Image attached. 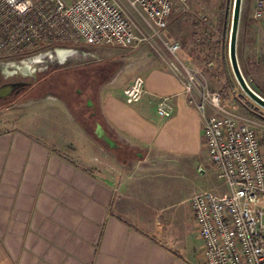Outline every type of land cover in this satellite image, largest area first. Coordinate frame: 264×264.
<instances>
[{"label":"rangeland","instance_id":"374dc122","mask_svg":"<svg viewBox=\"0 0 264 264\" xmlns=\"http://www.w3.org/2000/svg\"><path fill=\"white\" fill-rule=\"evenodd\" d=\"M119 1L129 18L149 37L142 48L151 57L162 54L182 69L177 56L187 66L200 71L199 89L204 86L210 92L219 91L221 101L229 108L264 117V107L242 90L230 66L228 31L232 0H186L173 7L165 25L157 32L148 29L124 0ZM253 8L254 0H241L236 54L247 82L264 96V15L254 16ZM169 41L178 42L175 54L165 46ZM60 48L67 50L61 54ZM44 50L47 55L24 58L0 51V86L11 83L10 89L0 94V130L20 127L38 134L47 133L54 143L64 146V153L68 150L70 153L66 154L76 161L110 179L123 192L122 200L128 209L130 206L132 214L151 215L162 229L161 238L191 263L201 264L200 241L189 196L200 189L224 186L203 145L173 157L148 154L139 160L132 159L129 164L133 167L112 169L117 164L114 156L122 158L126 151L107 147L106 140L96 132L95 120L102 119L100 90L116 84L111 82L113 73L99 83L93 69L104 58L115 56L122 63L129 49L80 42L52 44ZM24 59H29L32 65L27 71L17 68L5 72L1 67L3 63ZM77 65L81 67L71 69ZM78 87L81 93H76ZM86 96L91 97L86 101L92 105L85 104Z\"/></svg>","mask_w":264,"mask_h":264},{"label":"crops","instance_id":"0c3cea01","mask_svg":"<svg viewBox=\"0 0 264 264\" xmlns=\"http://www.w3.org/2000/svg\"><path fill=\"white\" fill-rule=\"evenodd\" d=\"M126 48L122 63L112 57L116 85L99 93L108 128L121 142L143 149L137 160L197 150L201 120L187 102L182 69L149 64ZM139 72L145 92L127 102L122 89ZM159 95L173 105L167 116L155 110ZM63 147L47 133L0 130V264H193L161 238L151 215L132 214L110 179ZM129 167L117 163L112 169Z\"/></svg>","mask_w":264,"mask_h":264},{"label":"built area","instance_id":"2783aa9c","mask_svg":"<svg viewBox=\"0 0 264 264\" xmlns=\"http://www.w3.org/2000/svg\"><path fill=\"white\" fill-rule=\"evenodd\" d=\"M124 1L157 32L173 7L186 0ZM253 14L264 15V0H254ZM145 41L149 37L119 0H0V51L6 55L44 56L48 45L81 42L128 47L149 64L172 66L162 54L151 57L142 48ZM165 46L172 54L179 48L177 41ZM176 58L187 102L200 115L202 145L224 183L221 189L204 188L189 196L201 264H264V117L229 108L219 91L199 89L200 71ZM122 91L125 101L138 100L145 92L142 73ZM172 108L168 95L158 96V114L167 116Z\"/></svg>","mask_w":264,"mask_h":264},{"label":"water","instance_id":"95a60500","mask_svg":"<svg viewBox=\"0 0 264 264\" xmlns=\"http://www.w3.org/2000/svg\"><path fill=\"white\" fill-rule=\"evenodd\" d=\"M240 6L241 0H232V7L230 13V24H229V31H228V58L230 62L231 69L233 74L239 83L242 90L255 102L259 105L264 107V96L257 92L252 86L247 82L246 78L244 77L236 54V37H237V29H238V21H239V14H240ZM96 132L98 135L102 136L108 143L112 144L113 141L110 137H108L105 133L103 128L100 126L99 123L96 125Z\"/></svg>","mask_w":264,"mask_h":264},{"label":"trees","instance_id":"16d2710c","mask_svg":"<svg viewBox=\"0 0 264 264\" xmlns=\"http://www.w3.org/2000/svg\"><path fill=\"white\" fill-rule=\"evenodd\" d=\"M100 63L93 69V75L96 79H99V83L102 81H105L108 77H110L111 73L114 72L115 68L117 67L118 63L113 60L111 57L107 58V59H102L99 61ZM81 66L77 65V66H73L71 69L74 68L77 69ZM89 68V67H87ZM82 89H80L79 87L77 88L76 93H81ZM95 96V94H94ZM91 97L90 96H86L85 98V104L87 106L92 105V103H87V99L89 100ZM95 98V97H94ZM95 111V110H94ZM91 112H93V110H91ZM93 114V113H92ZM101 120H95V125L97 123H99L101 125V127L104 129V132L106 133V135H108V137H110L113 141L112 144L108 143V142H104V144L107 147H116L119 149H122L123 151L125 150V156H122V158H117L114 156V161L120 164H124L129 166V162L132 161V159L134 158H138L139 156H141L143 154V150L137 146H132L130 144H126L121 142V140L117 137V135L108 128V126L105 124L104 119L101 115ZM95 135L96 132H95Z\"/></svg>","mask_w":264,"mask_h":264},{"label":"flooded vegetation","instance_id":"af4514ba","mask_svg":"<svg viewBox=\"0 0 264 264\" xmlns=\"http://www.w3.org/2000/svg\"><path fill=\"white\" fill-rule=\"evenodd\" d=\"M34 59H36V58H34ZM31 66L32 65L30 64L29 59H24L21 62L10 61V62L1 64V67H2L3 71H5V72H12V71L16 70L17 68H19L23 71H27L28 69L31 68ZM8 84H11V83L7 82V83L0 86V94H4V92L7 91L5 89V86H7Z\"/></svg>","mask_w":264,"mask_h":264},{"label":"bare ground","instance_id":"6f19581e","mask_svg":"<svg viewBox=\"0 0 264 264\" xmlns=\"http://www.w3.org/2000/svg\"><path fill=\"white\" fill-rule=\"evenodd\" d=\"M58 52H60L61 54H64L66 52L65 49H58ZM26 62V61H25ZM29 66V65H28ZM25 68V67H24ZM15 71V70H14ZM11 84H8L7 86H5V89L8 91L10 89ZM4 89V88H3ZM7 91H5L4 93H6Z\"/></svg>","mask_w":264,"mask_h":264}]
</instances>
